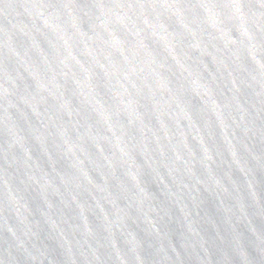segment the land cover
Here are the masks:
<instances>
[{
	"label": "water",
	"instance_id": "95a60500",
	"mask_svg": "<svg viewBox=\"0 0 264 264\" xmlns=\"http://www.w3.org/2000/svg\"><path fill=\"white\" fill-rule=\"evenodd\" d=\"M0 264H264V0H0Z\"/></svg>",
	"mask_w": 264,
	"mask_h": 264
}]
</instances>
